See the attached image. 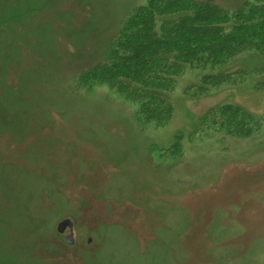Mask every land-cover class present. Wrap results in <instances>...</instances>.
<instances>
[{"label": "rangeland", "instance_id": "374dc122", "mask_svg": "<svg viewBox=\"0 0 264 264\" xmlns=\"http://www.w3.org/2000/svg\"><path fill=\"white\" fill-rule=\"evenodd\" d=\"M4 1L0 264H264V54H237L224 66L245 68L240 80L201 96L216 69L185 66L170 119L142 121L109 82L79 76L147 0ZM226 103L259 123L197 126ZM67 216L74 244L57 232Z\"/></svg>", "mask_w": 264, "mask_h": 264}, {"label": "trees", "instance_id": "16d2710c", "mask_svg": "<svg viewBox=\"0 0 264 264\" xmlns=\"http://www.w3.org/2000/svg\"><path fill=\"white\" fill-rule=\"evenodd\" d=\"M248 50L264 54V0L245 1L231 12L213 0H147L128 17L104 59L85 69L79 82H109L136 103L142 121L164 123L172 116L170 92L185 66L218 71L203 75L192 94L207 95L209 86L240 80L245 68L225 70L224 65ZM260 70L264 66H256ZM257 123L240 105L226 103L210 107L197 126L244 135Z\"/></svg>", "mask_w": 264, "mask_h": 264}, {"label": "flooded vegetation", "instance_id": "af4514ba", "mask_svg": "<svg viewBox=\"0 0 264 264\" xmlns=\"http://www.w3.org/2000/svg\"><path fill=\"white\" fill-rule=\"evenodd\" d=\"M67 218H69V219H71V221L73 222V225H72V227H66V229L63 231V232H60V231H58V225H59V223L62 221V220H64V219H67ZM75 226H76V224H75V221L73 220V218H71L70 216H67V217H65V218H63V219H61L58 223H57V232L59 233V235L61 236V234L62 235H64V240L67 242V240H66V238H67V236H69V235H73V244L76 242V232H75ZM68 243V242H67Z\"/></svg>", "mask_w": 264, "mask_h": 264}, {"label": "water", "instance_id": "95a60500", "mask_svg": "<svg viewBox=\"0 0 264 264\" xmlns=\"http://www.w3.org/2000/svg\"><path fill=\"white\" fill-rule=\"evenodd\" d=\"M4 2L5 1L3 0V3ZM72 225H73V222L71 221V219H69V218L64 219V220H62L59 223V225H58V231L63 232L66 229V227H68V226L69 227H72ZM66 240H67L68 243H73V235L71 234V235L67 236Z\"/></svg>", "mask_w": 264, "mask_h": 264}]
</instances>
